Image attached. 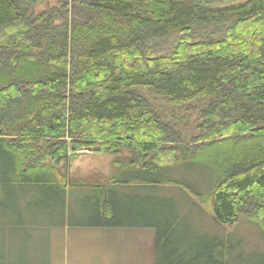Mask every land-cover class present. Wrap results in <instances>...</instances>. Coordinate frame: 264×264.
Instances as JSON below:
<instances>
[{"label": "trees", "instance_id": "trees-1", "mask_svg": "<svg viewBox=\"0 0 264 264\" xmlns=\"http://www.w3.org/2000/svg\"><path fill=\"white\" fill-rule=\"evenodd\" d=\"M37 1L0 0V194L12 211L66 218L73 190L83 220L71 226L154 229V264H264V250L194 224L205 204L220 225L247 216L264 232V0H72L78 16L63 25L53 9L35 15ZM139 88L177 107L204 101L191 144ZM70 146L131 154L104 183L69 184Z\"/></svg>", "mask_w": 264, "mask_h": 264}, {"label": "rangeland", "instance_id": "rangeland-1", "mask_svg": "<svg viewBox=\"0 0 264 264\" xmlns=\"http://www.w3.org/2000/svg\"><path fill=\"white\" fill-rule=\"evenodd\" d=\"M69 3L66 7L64 0H39L31 11L38 15L53 9L62 16V19H57L55 23L63 25L66 20L71 22L78 14L73 1L70 0ZM138 92L152 103L168 125L181 132L186 144H191L199 133L196 127L200 122L198 109L204 101L177 107L167 98L156 95L147 88H139ZM69 154L60 169L66 175L67 182L73 184L81 179L91 183L106 182L107 178L116 172L114 160L124 159L131 153L124 150L120 154H110L96 151L95 148L90 150L89 147L72 150L70 146ZM78 190L77 195L82 193ZM72 192L73 190L68 193L67 206L70 209L66 211V218L58 207L34 208L25 204L21 211L17 206L12 211L11 200H8L4 193L0 194V200L5 201L6 205V210L0 208V254H6L8 264H120L125 256L120 252L119 245L124 242V247L128 246L126 240L121 237H131L133 242L130 244L133 246L138 242L140 248L137 251L141 250L143 264H154V229L81 228L76 227L74 223V226H71L69 219L73 222L83 220L80 216V206L79 209L75 208L76 202L70 195ZM203 208L205 211H198V218L194 223L199 229L212 233H230L247 252L264 250V232L257 221L240 216L235 224L220 225L213 219L209 205L203 204ZM257 257L259 256L251 255L246 258V262L256 260Z\"/></svg>", "mask_w": 264, "mask_h": 264}, {"label": "crops", "instance_id": "crops-1", "mask_svg": "<svg viewBox=\"0 0 264 264\" xmlns=\"http://www.w3.org/2000/svg\"><path fill=\"white\" fill-rule=\"evenodd\" d=\"M133 230H137L138 228H132ZM142 229V228H140ZM122 240H126L128 246L124 247V242H122L119 246H120V252L124 254V259L121 261L120 264H143V258L141 256V250L138 252L137 250H139L140 247H138V242L133 246L130 243L133 242L131 240V237H126L124 239V237ZM137 240V237L135 238V241ZM135 247V248H134ZM134 250H136V252H133ZM119 252V253H120Z\"/></svg>", "mask_w": 264, "mask_h": 264}, {"label": "water", "instance_id": "water-1", "mask_svg": "<svg viewBox=\"0 0 264 264\" xmlns=\"http://www.w3.org/2000/svg\"><path fill=\"white\" fill-rule=\"evenodd\" d=\"M89 149L91 150V149H93L92 147H89Z\"/></svg>", "mask_w": 264, "mask_h": 264}]
</instances>
